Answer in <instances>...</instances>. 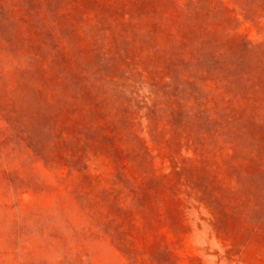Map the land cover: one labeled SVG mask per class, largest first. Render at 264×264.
Wrapping results in <instances>:
<instances>
[{"label": "rangeland", "instance_id": "374dc122", "mask_svg": "<svg viewBox=\"0 0 264 264\" xmlns=\"http://www.w3.org/2000/svg\"><path fill=\"white\" fill-rule=\"evenodd\" d=\"M38 2L0 10V264H264V0Z\"/></svg>", "mask_w": 264, "mask_h": 264}, {"label": "trees", "instance_id": "16d2710c", "mask_svg": "<svg viewBox=\"0 0 264 264\" xmlns=\"http://www.w3.org/2000/svg\"><path fill=\"white\" fill-rule=\"evenodd\" d=\"M26 1L28 6H26V4L20 2L18 0L19 3H15V2H10V3H6L4 0H0V10L2 9H6L8 12H10V17L13 20H22L25 19L23 16V14L27 13L28 10L33 9L36 13L37 16H39V18L42 20V22L47 23V24H55L51 21H49L41 6H40V2H38V0H23ZM30 6V8H28ZM21 12H23L21 14ZM50 31H52V28H49ZM198 38H203V36L201 35H197ZM252 44V43H251ZM216 46V48H211L210 46L207 47V49L205 50L207 55L209 56L211 62H212V66L214 68L220 69L224 63L227 62L226 59V52L227 49L224 48H220V46L214 45ZM152 91L150 90L148 93V97L150 99H152Z\"/></svg>", "mask_w": 264, "mask_h": 264}]
</instances>
